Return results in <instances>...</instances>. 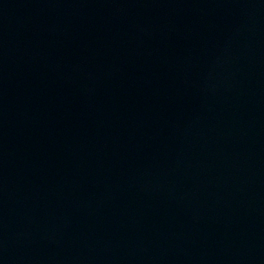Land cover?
I'll return each mask as SVG.
<instances>
[{
	"label": "water",
	"instance_id": "water-1",
	"mask_svg": "<svg viewBox=\"0 0 264 264\" xmlns=\"http://www.w3.org/2000/svg\"><path fill=\"white\" fill-rule=\"evenodd\" d=\"M0 264H264V0H0Z\"/></svg>",
	"mask_w": 264,
	"mask_h": 264
}]
</instances>
